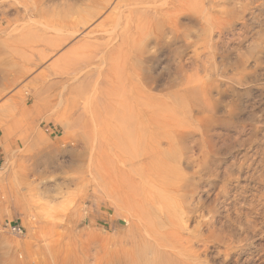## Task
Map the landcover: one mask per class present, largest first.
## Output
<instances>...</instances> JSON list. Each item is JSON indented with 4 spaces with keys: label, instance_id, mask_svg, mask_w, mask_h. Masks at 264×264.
I'll return each mask as SVG.
<instances>
[{
    "label": "rangeland",
    "instance_id": "1",
    "mask_svg": "<svg viewBox=\"0 0 264 264\" xmlns=\"http://www.w3.org/2000/svg\"><path fill=\"white\" fill-rule=\"evenodd\" d=\"M23 1L0 0V264H124L134 248L133 207L179 198V235L200 251L196 264H264V223L229 246L207 237L208 227L224 231L227 208L238 202L230 183L251 188L243 211L264 191V169L254 170L264 162V0H212L208 20L198 1L195 14L180 17L193 31L173 45L177 53L155 42L131 50L129 62L143 68L128 82L132 97L156 100L133 124L113 118L122 106L108 89L93 92L111 78L100 84L99 65L79 70L70 53L107 26L109 17L100 21L114 2L89 20L84 0L82 20L73 11L57 20L45 14L62 0H44L40 14ZM25 40L31 68L20 75ZM179 65L185 72L176 74ZM87 79L91 90L83 89ZM244 158L253 169L241 172Z\"/></svg>",
    "mask_w": 264,
    "mask_h": 264
},
{
    "label": "bare ground",
    "instance_id": "2",
    "mask_svg": "<svg viewBox=\"0 0 264 264\" xmlns=\"http://www.w3.org/2000/svg\"><path fill=\"white\" fill-rule=\"evenodd\" d=\"M83 1L84 0H75V3L72 5L71 1L62 0V2L60 3L61 8L59 10H50L48 14L46 13L45 15L49 16V14L52 12L51 14L54 15V19L63 20L66 13H70L71 11H73L74 14L78 13V19L82 20L87 8L82 7ZM198 1H202V4L205 3L203 12L205 13L207 11L206 20H208L210 15L209 9L211 7L212 0L88 1L87 6L91 5L93 8L89 20L106 10L108 6H110V4H113L112 2H114V4L110 9V14L106 15L100 21L102 24H104L109 17L107 26L102 28L100 32H90V35H88L89 38L86 40L83 39L81 42L75 45L70 53H72V56L77 63V69L79 70H81V68L90 67L93 62H96L97 65H99V67H97L98 69L95 70V73H97L98 77L102 76L100 84L106 79H109V77L111 78L109 79V82H106V85L102 83V86L94 88L93 92L97 91L99 93V91L101 90L104 91L103 89H108L110 91V96L107 97V99L109 98V100L111 99L112 101L118 102L122 106V114H116L115 116L112 115L113 118L117 119L119 123H136L142 116L144 110L147 109V107L154 108V106H156V100H147L144 98L134 99L132 97V94L134 93L133 91L137 90V88L131 87L130 85H128V82L130 78L135 74V72L139 70V73H141L143 68L139 64H133L129 62L130 54L132 53L131 50L138 49L142 52H146V47L148 46V44L150 42H155L157 45H159L160 51H163V49L166 48L170 49V53H177L178 47L173 45H177V43H179L180 41L186 42L188 38H191L193 31H191V29L186 30L182 28V25L180 24V17H182L185 13L195 14L198 9ZM207 2L208 4L206 5ZM45 3L46 2H44V0H24L23 7H25L26 10H33L37 14H40L44 8ZM48 3L49 0L47 4ZM192 14L188 15V19L190 22L195 21V18ZM70 23H72V21ZM75 24L76 21H74L73 25ZM47 25L50 26V23ZM201 29L206 30V27L203 26L201 27ZM61 44L62 42H58L55 44V46L60 47ZM28 47L33 48L32 45L27 44L26 42L20 48V52H22L24 57L22 62L20 61L21 65L19 69L15 70L17 71V74L25 75V73H27L31 68L29 64L30 60L27 58ZM47 55L48 52L43 49L40 58H44ZM154 56L155 55L152 56L151 54V57ZM95 57H98L96 61ZM73 70V68H69L66 69L65 72H67L66 74H71ZM184 72L185 69L183 66H176V74ZM11 76L13 77V75ZM91 82L89 79H87V82L83 86V89L91 90ZM83 89L78 90V94H81L80 92H82ZM133 108H136L137 112L133 111ZM139 110H141V112ZM114 112L115 111H113V113ZM108 115L110 116V114ZM245 160V162L242 161L239 164L238 170L241 172H243L245 168H252L253 163H247V159ZM244 163H247L246 167H243ZM163 165H166V163H164ZM263 169L264 162L258 164V166L254 168L255 171L260 172L263 171ZM247 170L249 169H246V171ZM178 174L179 173H177V175ZM249 176L250 178H252V173ZM176 177L177 176L175 174V178ZM262 183L263 180L260 179L259 184ZM229 185V189L234 192L233 200H237L238 202L235 204L230 202L231 207L227 208V222H224L221 225L222 227H224V231L217 234L215 232V229L208 227L207 235L208 238L214 237L215 239L220 240L225 246H229L233 242L234 238H238V236H240L242 233H245L243 239L247 240L250 235H255L258 231H260L261 225L262 223H264V191L260 192L259 194H252L249 202L247 203L246 211H243L241 210V201H245L248 198L246 192L251 188L247 186L245 187L232 185V183H230ZM143 193L145 192L143 191ZM23 209L25 211H29L28 207H24L22 208V210ZM231 213H233L232 217H230ZM183 214H185V211L182 207H180V198L178 202H173L171 199H168V201L163 203V205H159L158 207L155 205H147L146 207L144 205L134 206L132 212L128 214V216L130 217V230L132 232L131 246H134V248H128L129 250L126 249V252H124V264H127V261L134 263L136 261V258L142 255V264L198 263L200 261V251L196 250L195 248L194 250L189 249L183 243V238L179 235L178 224ZM196 239L197 241L202 240L200 235H198ZM260 248L264 249V246H260ZM138 249H140V251H138ZM84 251H86V248ZM84 256L87 258L89 255L87 256L85 254ZM126 257H129L131 261L127 260ZM65 262L66 261H64V264Z\"/></svg>",
    "mask_w": 264,
    "mask_h": 264
},
{
    "label": "built area",
    "instance_id": "3",
    "mask_svg": "<svg viewBox=\"0 0 264 264\" xmlns=\"http://www.w3.org/2000/svg\"><path fill=\"white\" fill-rule=\"evenodd\" d=\"M15 229V228H14ZM17 232H21V228L19 226L16 227Z\"/></svg>",
    "mask_w": 264,
    "mask_h": 264
}]
</instances>
